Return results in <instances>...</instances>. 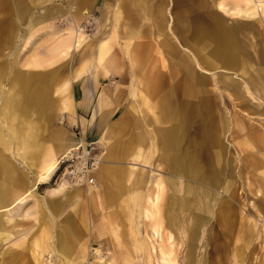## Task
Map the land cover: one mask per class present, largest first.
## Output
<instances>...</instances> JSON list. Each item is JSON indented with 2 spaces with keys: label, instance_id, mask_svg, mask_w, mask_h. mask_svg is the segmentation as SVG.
I'll return each instance as SVG.
<instances>
[{
  "label": "rangeland",
  "instance_id": "obj_1",
  "mask_svg": "<svg viewBox=\"0 0 264 264\" xmlns=\"http://www.w3.org/2000/svg\"><path fill=\"white\" fill-rule=\"evenodd\" d=\"M99 1L93 13L86 7L79 16L82 0H0V97L5 99L3 105L0 101V264H264V0ZM104 2L109 6L101 13ZM162 6L173 33L146 35L140 16L162 14ZM134 20L141 25V59L155 63L147 67L163 78L152 100L168 97L166 109L180 119L175 101L183 96H169V90L194 76L211 107L199 117V96L205 94L194 87L185 97L186 128L166 139L159 153L163 164L139 106L138 114L127 107L129 74L135 68L122 31ZM213 22L235 41L239 67L207 68L203 60L212 42L194 31L198 24ZM98 40L109 45L102 60ZM171 41L179 49L174 55L168 50ZM12 71L28 83L10 95ZM225 81H233L241 97L224 89ZM37 85L60 104L43 111L41 140L51 142L56 133L71 145H89L99 164L111 146L116 152L107 167L121 170V178L99 180V164L94 173L102 208L90 204L82 187L81 197L68 199L55 169L42 171L44 178L27 171L20 147L27 152L23 128L35 116L30 108L38 99L31 96ZM99 96L105 98L97 107ZM8 98L12 102L4 108ZM218 123H226L225 130L205 131H220L224 156L205 162L200 133ZM129 150L141 158H128ZM194 156L203 164L202 173H210L211 184L165 170L171 165L167 158H178L192 174ZM111 217L117 218L115 225ZM62 248L69 256H62Z\"/></svg>",
  "mask_w": 264,
  "mask_h": 264
},
{
  "label": "crops",
  "instance_id": "obj_2",
  "mask_svg": "<svg viewBox=\"0 0 264 264\" xmlns=\"http://www.w3.org/2000/svg\"><path fill=\"white\" fill-rule=\"evenodd\" d=\"M117 1H122V0H117ZM82 2H83V5H82L83 7L81 10L82 12L78 14L79 16L83 15L84 11L86 10V7L88 8L89 12L93 13L94 10L98 8V5L101 4L99 0H82ZM107 5L108 4L106 2L102 3L101 13H103V9L107 8ZM118 5L117 7H114V9L119 11ZM166 8H167L166 6L165 7L162 6V9H161L162 14L158 10L154 11L153 14L151 13L149 14L148 11H146V14H145L146 19L143 18V16L145 15L140 16L141 21L142 22L145 21L147 23L146 24V31H147L146 35L150 33L152 34L154 32H157L158 34L160 32L168 33L169 29L173 33L172 29L169 28V25H168L169 20L167 17ZM154 15L158 17L157 22L154 20ZM149 16L151 20L147 19L149 18ZM131 23H133L134 25L133 24L130 25L128 23L129 25L124 27L122 31V33L124 34L123 38L126 40L125 46H127L126 49L128 50V57L131 60L132 65L135 68V71L133 72V74H129L131 76V79H130V86L128 90L127 107L130 108L131 111H133L134 113L138 114V111L136 110L138 109V107L136 105L139 106L140 111H142L140 113L141 116L139 117H142L145 128H150L148 130V134L150 135V138H151L152 149H154L155 153L159 154L162 151H164V149L167 146V143L165 144L166 139L171 138L177 129L185 130L186 124H187L186 123L187 116H188V110L186 106L187 103H185L188 101L185 99V97L189 98L191 96V93L194 87L197 88L196 89L197 93L205 94V95L199 96L200 98H199L198 104L201 107V109L198 112L199 117H204L206 114H209V112L211 111V107L208 102V97H207L208 95H206L207 94L206 90L200 88L201 82L199 80H194L195 79V78L193 79L194 76L191 77L192 80L183 81L177 86H175V89L169 90V96L177 97L179 96V94L183 96V98H181L179 101L178 100L175 101V104L181 106L180 113L182 117L180 119H178V116H175L173 114V111L171 108L166 109L165 105H166V102L169 101L168 97L161 95L160 97H158L157 100L155 101L152 100L153 95L157 94L156 91L158 89L162 90V88L160 87L161 85L160 80H162L163 78L162 77L158 78L157 76L153 75L152 71L147 67L148 65L155 64V63L146 62L141 59V51L139 48L142 45H144L143 42H141L140 44L142 36L141 35L139 36V32H141L139 30V26L141 25L138 20H134ZM194 32H195L194 34L199 33L198 35L200 34L207 35L208 39L207 40L205 39V40L207 42H212L213 46L210 50L209 56L207 57L209 59L208 60L202 59L203 61L207 60L209 62V64L208 62L205 63L208 69L213 66L216 67L218 66V64H223V66L228 69L239 67L240 51L237 49L235 41L233 39H230L231 37L230 33L229 32L226 33L222 31L221 28L218 27V23L213 22L210 24L209 23L198 24L195 27ZM163 33H160V34H163ZM116 35H117V31H116ZM104 42L105 41L102 40L99 43V40H98L97 56L99 60H102L104 55L107 53V50H109V45L108 44L104 45ZM169 43H170V46L168 47V50L170 51L171 55L178 53L179 49L176 46H174L175 45L174 42L171 41ZM184 50L187 51L186 48H184ZM164 53L166 52L164 51ZM198 62L199 61L195 62V66L197 68H200L197 66V64L199 65ZM149 85L151 86L150 89H149ZM37 87L35 88L36 91L34 92V95H31V96H36L38 99L33 102L35 107L30 108L32 112L31 114L35 116L32 122L29 120L27 121L26 123L27 126L25 129H23L25 130V134L27 138L26 143L28 144V149L25 154L24 152H22V147H20V155L23 156L21 157V159L26 161V164L24 163V165L26 166L27 171L30 169L29 171L34 172L35 176L44 178L42 171L45 172L48 169H53V167H51L50 164H48L49 163L48 158L50 157L56 158L58 152L60 154L61 152H63L64 150H66L67 148H69L70 146L76 143H73L71 145L69 138H65L62 135H58L56 133L51 134L50 138L48 137L49 139H51V142H48L47 139L41 140L40 133H42V131L45 130L41 122L43 121V119L44 120L46 119L45 116L42 114L43 111L52 108V106L55 105L56 103L58 104V106H60V104L58 100H53L50 98V95H48L49 89H47L45 86L41 87L42 88L41 90L39 89V87L38 88ZM223 87L224 89L229 91L232 95L236 97H241V95L239 94L240 92L238 90V86L234 84L233 81L223 82ZM104 98L101 96L97 98V102H96L97 107L101 104ZM86 104L88 105V103ZM170 104L171 105L174 104L173 100L170 102ZM88 109L89 107L87 106L85 110L88 111ZM153 110H154V114H152ZM113 113H114V110L110 112V114H113ZM175 114L177 115V111L175 112ZM32 115L28 116V118L31 117ZM39 124L41 126H39ZM213 128H218V130H221V129L225 130L226 123H223L222 125L221 123L220 124L218 123V125H214L213 127H211V124H210L209 127H205L201 130L200 136L203 142L201 149L203 153V159L205 162L219 161L221 160L222 156H224L225 148L219 139L220 131L217 133H208L205 131L207 129H213ZM207 136H209L210 139H208ZM111 148L112 146L103 153V155H105V160H103L102 164H100V168L96 175V177L102 181L106 179L116 178V177L121 178V175H120L121 170L117 171L116 169L118 168L107 167L109 164L114 162V161H111L110 159L112 158L115 159L117 157L116 152L112 150ZM125 152H126L125 155H127L128 158L130 157L131 159H134V160L141 158V154L138 151L136 152V151L129 150L130 153H128L127 151ZM157 158L159 159L160 164H163L161 163L162 161L165 163V157H163V155L160 156L159 154ZM144 159L146 160V158ZM167 160L171 165L169 166L170 169H165V170L168 171L171 176H174L176 178H180V177L188 178L189 176H200L201 178L204 179V181L206 182L208 181L207 182L208 185L213 182L210 178L211 176H209L210 173H208L207 171L206 173H202L203 164L201 165L200 163H197L199 160L197 156H194V158L192 159V162L194 161L193 168H195V171L192 174H189L187 168H184V165L182 163L184 161L183 159H181L180 163H179L178 158H167ZM45 161L47 164L45 163ZM212 168L213 167H211V165L208 164V169H212ZM204 181H202V183H204ZM102 190H104V188ZM83 192H84L83 190L82 192L78 190L75 192H67L68 199L73 198V197H81ZM100 192L103 193L101 190L98 189V187H97V190H93V194L95 196L94 198L88 197L87 194L85 193V196L87 200L90 202V204L94 205L95 207H99V209L102 208V203L100 201L101 200ZM150 200L152 203V200H153L152 192L150 193ZM110 220L111 221L109 222L113 224H116L117 222L116 217L115 218L111 217ZM64 250L65 248H62V253H61L62 256H69L68 254H65L66 252Z\"/></svg>",
  "mask_w": 264,
  "mask_h": 264
},
{
  "label": "built area",
  "instance_id": "obj_3",
  "mask_svg": "<svg viewBox=\"0 0 264 264\" xmlns=\"http://www.w3.org/2000/svg\"><path fill=\"white\" fill-rule=\"evenodd\" d=\"M99 162L91 146L81 145L57 156L54 173L68 186L87 188L95 184L94 173Z\"/></svg>",
  "mask_w": 264,
  "mask_h": 264
},
{
  "label": "bare ground",
  "instance_id": "obj_4",
  "mask_svg": "<svg viewBox=\"0 0 264 264\" xmlns=\"http://www.w3.org/2000/svg\"><path fill=\"white\" fill-rule=\"evenodd\" d=\"M82 12V11H81ZM149 19V18H148ZM108 38V37H107ZM230 47V46H229ZM235 48V47H234ZM207 59H209V58H207ZM211 61V60H210ZM205 63H206V61H204ZM208 64H209V62H208ZM140 65V64H139ZM215 65V64H214ZM197 66L198 67H200L198 64H197ZM209 66H211V65H209ZM214 67V66H213ZM20 75H16L15 74V71H12L11 72V80H10V90H9V94L11 95V93L13 92L14 93V89L15 88H17V89H19L20 87H22V86H26L27 85V83H28V78L27 77H25V76H23L22 78H20L19 77ZM150 82V81H149ZM147 83V82H146ZM149 84V83H148ZM184 86V85H183ZM147 87V86H146ZM150 85H149V89H150ZM153 88V87H152ZM151 88V89H152ZM187 88V87H186ZM186 88H184V89H186ZM148 89V88H147ZM148 89V90H149ZM7 90V89H6ZM153 90V89H152ZM150 91V90H149ZM190 91V90H189ZM140 92V91H139ZM191 92V91H190ZM141 93V92H140ZM149 93V92H148ZM153 93V92H152ZM151 94V93H150ZM240 94V93H239ZM238 94V95H239ZM140 96H142V95H140ZM146 97V96H145ZM149 97V96H148ZM200 98V97H199ZM146 99V98H145ZM4 98H1L0 97V101H1V105H3V102H4ZM10 101L12 102V99L11 98H8L7 100H6V105L5 106H3L4 108H6L7 107V105L10 103ZM147 102V101H146ZM208 107V106H207ZM8 108V107H7ZM3 112V111H2ZM5 113V112H4ZM42 119V118H41ZM40 119V120H41ZM39 126H41L40 124H39ZM31 127H33V126H31ZM24 129V128H23ZM31 129V128H30ZM39 129V128H38ZM21 130V129H20ZM17 131V130H16ZM39 131V130H38ZM42 131V130H41ZM13 133V132H12ZM10 134V133H9ZM5 136V135H4ZM219 136V135H218ZM9 141V140H8ZM16 141V140H15ZM206 141V140H205ZM19 144V143H18ZM21 144V143H20ZM220 144V143H219ZM82 144H79V142L78 143H76V144H74V145H72V146H70L69 148H67L66 150H64L63 152H61L60 154H62V153H64V152H69V150H75L77 147H79V146H81ZM88 146V145H87ZM255 147V146H254ZM26 154V153H25ZM21 157V156H20ZM51 158V159H50ZM50 158H48L49 159V163L48 164H50V166L51 167H53V169H56V160H57V158H52V157H50ZM220 158V157H219ZM44 160V159H43ZM103 161V160H102ZM45 163H46V161H45ZM102 163V162H101ZM100 163V164H101ZM38 164V163H37ZM47 164V163H46ZM100 164H99V166H98V170H99V167H100ZM29 169V168H28ZM37 169V168H36ZM30 170V169H29ZM98 170H97V172H98ZM55 171V170H54ZM97 172L95 173L96 175H97ZM35 174V173H34ZM41 175V174H40ZM217 181V180H216ZM59 187H61V189H62V187H64L65 189H67L68 190V192H75V191H81L82 192V189H79V188H81V187H75V186H68L67 184L65 185L64 183H60L59 184ZM97 186H95V185H93V186H89V187H87V188H85V190L86 191H88V192H86V194H87V196L88 197H92V198H94L95 196H94V194H93V190H94V188H96ZM96 192V191H95ZM97 194V193H96ZM155 199H156V196H155ZM96 201V200H95ZM100 204V203H99ZM151 210V209H150ZM147 212L145 211V214H146ZM223 214V213H222ZM151 216V215H150ZM222 217H224L223 219H225L226 217L225 216H222ZM112 218H115V217H112ZM150 218V217H149ZM117 219V218H116ZM110 223V222H109ZM158 224V223H157ZM112 225H113V223H112ZM115 225V224H114ZM154 228V227H153ZM112 230V233L114 234V236L115 237H117L116 236V232H115V230H114V228H112L111 229ZM61 251V250H60ZM66 253L65 254H68V251H67V249H65L64 250ZM63 258V257H62ZM65 260H67V259H65ZM75 263V262H74ZM71 260H68V262L67 263H65V264H74Z\"/></svg>",
  "mask_w": 264,
  "mask_h": 264
}]
</instances>
